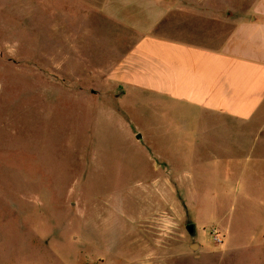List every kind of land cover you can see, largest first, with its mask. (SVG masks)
I'll return each mask as SVG.
<instances>
[{
	"label": "rangeland",
	"instance_id": "1",
	"mask_svg": "<svg viewBox=\"0 0 264 264\" xmlns=\"http://www.w3.org/2000/svg\"><path fill=\"white\" fill-rule=\"evenodd\" d=\"M144 1L133 34V0H0V264H264V115L194 148L130 134L160 113L114 81L162 37Z\"/></svg>",
	"mask_w": 264,
	"mask_h": 264
},
{
	"label": "crops",
	"instance_id": "2",
	"mask_svg": "<svg viewBox=\"0 0 264 264\" xmlns=\"http://www.w3.org/2000/svg\"><path fill=\"white\" fill-rule=\"evenodd\" d=\"M144 2L153 6L151 0ZM133 3L128 28L136 34L138 26L132 14L146 8L140 0ZM156 3L153 8L159 9V20L152 25L161 29L162 37L147 35L129 44L116 68L114 81L125 85L135 100H150L149 110L155 107L153 100L160 103L156 106L159 118L152 115L145 119L143 128L135 127L134 120L128 118L133 138L148 144L159 132L161 139H185L194 142V148L195 142L218 136L211 135L220 125L248 124L264 115V0H177L174 6L168 0ZM203 24L214 25L216 31L209 41L197 44ZM123 95L127 93L122 91L118 97ZM258 135L264 138L263 132ZM164 149L168 150H160ZM165 170L166 175L153 179L154 185L164 180L167 188L178 182L171 175L173 170ZM153 174H158V169Z\"/></svg>",
	"mask_w": 264,
	"mask_h": 264
},
{
	"label": "water",
	"instance_id": "3",
	"mask_svg": "<svg viewBox=\"0 0 264 264\" xmlns=\"http://www.w3.org/2000/svg\"><path fill=\"white\" fill-rule=\"evenodd\" d=\"M188 234L190 235V237L192 239H195L196 238V227L195 225L191 224L189 225L187 228H186ZM200 246L198 245H192L190 246V250H192L193 252H197L199 250Z\"/></svg>",
	"mask_w": 264,
	"mask_h": 264
}]
</instances>
